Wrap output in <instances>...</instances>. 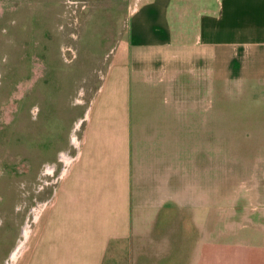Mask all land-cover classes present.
<instances>
[{"label": "crops", "instance_id": "0c3cea01", "mask_svg": "<svg viewBox=\"0 0 264 264\" xmlns=\"http://www.w3.org/2000/svg\"><path fill=\"white\" fill-rule=\"evenodd\" d=\"M130 17L115 48L98 57L103 78L80 152L19 264H104L123 240L146 254L180 250L171 238L185 232L180 215L197 202L214 128L235 121L227 99L214 105V80L264 92V0H147ZM3 193L0 264L21 231ZM165 258L134 264L182 263Z\"/></svg>", "mask_w": 264, "mask_h": 264}, {"label": "rangeland", "instance_id": "374dc122", "mask_svg": "<svg viewBox=\"0 0 264 264\" xmlns=\"http://www.w3.org/2000/svg\"><path fill=\"white\" fill-rule=\"evenodd\" d=\"M146 1L0 0V196L6 197L3 190L12 196L21 230L19 245L2 264H19L29 248L80 152L103 78L98 57L115 48L131 14ZM45 52L52 58L47 63ZM250 89L214 80V105L227 99L235 121L220 126L219 134L214 128L207 171L197 174L203 181L197 180V202L180 215L185 232L171 238L180 250L146 254L117 241L104 264L159 257L181 264L195 257L197 264H264V92Z\"/></svg>", "mask_w": 264, "mask_h": 264}, {"label": "bare ground", "instance_id": "6f19581e", "mask_svg": "<svg viewBox=\"0 0 264 264\" xmlns=\"http://www.w3.org/2000/svg\"><path fill=\"white\" fill-rule=\"evenodd\" d=\"M17 254H18V252L14 253V254H13V257H16Z\"/></svg>", "mask_w": 264, "mask_h": 264}, {"label": "built area", "instance_id": "2783aa9c", "mask_svg": "<svg viewBox=\"0 0 264 264\" xmlns=\"http://www.w3.org/2000/svg\"><path fill=\"white\" fill-rule=\"evenodd\" d=\"M18 245H19V244H18ZM18 245H17V246H18ZM8 264H11V263H8Z\"/></svg>", "mask_w": 264, "mask_h": 264}]
</instances>
